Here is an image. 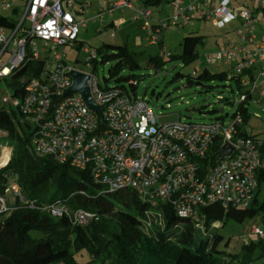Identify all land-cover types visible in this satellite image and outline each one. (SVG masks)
Returning a JSON list of instances; mask_svg holds the SVG:
<instances>
[{"label": "built area", "instance_id": "obj_1", "mask_svg": "<svg viewBox=\"0 0 264 264\" xmlns=\"http://www.w3.org/2000/svg\"><path fill=\"white\" fill-rule=\"evenodd\" d=\"M107 1V9L97 15L101 24L114 31L124 18L110 16L116 10L132 9L133 19H140L145 31L139 42L142 49L157 44L165 29L192 26L198 19L211 20L222 28L239 17L241 23L235 31L239 42L224 40L207 58L231 63L237 73L260 64L252 90L260 77L264 78V16L261 22L247 0H173V15L154 22L152 11L140 7L139 0ZM254 1L264 15L263 0ZM3 5L12 6L8 0ZM90 7V1L81 0H23L24 14L11 34L6 36V28L0 26V79L10 76L30 54L33 59L45 60L40 76L26 84L23 98H2L4 103L19 107L36 126L34 150L69 161L76 168L89 169L95 180L112 190L130 187L153 203L169 202L180 215L196 223L201 222L202 208L248 206L258 191L259 174L264 173V151L262 140L238 134L237 126L246 115L237 113L230 122H161L147 99H133L119 87H103L95 73L66 62V53L59 47L75 45L81 28L88 25V18L81 15L88 13ZM26 21L28 25H24ZM38 41L47 46L52 60L41 57ZM7 53L9 57L4 60ZM84 53L87 67L99 62L95 50L85 48ZM73 70L89 75L91 94L103 108V122L80 92L65 93L74 83ZM242 83L249 84L248 77H243ZM263 98L264 91L258 101ZM217 141L222 146L231 143L233 150L220 156L207 170L200 159L211 154ZM7 191L23 198L18 183H12ZM0 200L1 210L8 209L4 198ZM46 209L53 215L67 214L82 225L95 218L93 212L83 208L70 210L62 201L51 203ZM251 232L256 237L264 236V230L257 226Z\"/></svg>", "mask_w": 264, "mask_h": 264}, {"label": "trees", "instance_id": "obj_2", "mask_svg": "<svg viewBox=\"0 0 264 264\" xmlns=\"http://www.w3.org/2000/svg\"><path fill=\"white\" fill-rule=\"evenodd\" d=\"M172 1L139 0V6L150 9ZM248 1L255 2L256 8ZM247 5L258 16L259 11L262 14L256 1L247 0ZM159 18L163 17H156ZM18 23V20L0 14V26L13 30ZM158 43H163L161 34ZM204 43V36L192 31L183 37L180 53L167 52V55L181 59L185 65L191 64L200 56L198 46ZM110 49L114 52L110 53ZM98 55L104 61L108 58L117 60L110 69L112 76L124 67L139 68L143 60L149 64H158L161 60L159 55H147L126 44H103ZM44 64V59H33L30 54L10 76L2 78L12 89V96L23 98L26 84L40 76ZM260 70V64L241 73L232 67L220 72L205 67L194 72L198 73L196 78L180 72L175 78L187 76L188 84L195 79L199 84L214 80L234 81L240 90V106L233 115L235 117L237 113H247L245 105L254 97L251 86ZM136 76L132 72L116 76V80L129 81L135 90ZM243 77H248L249 84L242 83ZM106 87H119L128 92L123 84ZM219 99L235 102V96L230 95H219ZM220 118L225 121L224 115ZM242 124L237 126L238 134L256 138L243 130ZM35 131L36 126L19 107L0 104V139L7 137L15 152V161L0 169V198H4L9 206L0 210V264H264V236L251 237L238 249L227 250L222 244L228 245L230 239L226 240L219 231L217 217L210 209L202 208L201 222L196 223L192 218L180 215L169 202L153 203L130 187L112 190L95 180L89 169L76 168L69 161L37 153L32 142ZM221 147L222 143L217 141L211 154L200 159L207 170L220 159ZM262 181L264 173L259 174V187ZM12 183H18L23 198L12 192L15 199H7L10 192L7 189ZM258 191L248 206L222 207L225 222L228 219L244 222L260 214L264 230V198H258ZM57 201L65 202L70 210H89L95 218L82 225L67 214L53 215L46 208ZM32 230L40 231L41 235H33ZM81 250L89 255L87 261L77 260L76 254Z\"/></svg>", "mask_w": 264, "mask_h": 264}, {"label": "rangeland", "instance_id": "obj_3", "mask_svg": "<svg viewBox=\"0 0 264 264\" xmlns=\"http://www.w3.org/2000/svg\"><path fill=\"white\" fill-rule=\"evenodd\" d=\"M4 0H0V14L9 16L18 20L22 19L25 9L23 8V0H8L11 7L3 5ZM90 1L91 7L89 12L81 15L88 18V25L81 28L78 40L75 45L67 44L59 47V50H64L66 53L65 61L76 65V67L95 73L100 84L105 87L123 84L127 87L129 95L133 99H147L152 106L155 114L161 122H172L178 120H193L199 122H212L221 120L220 116L224 115L225 122H230L233 119L235 112L239 110L240 90L234 81L229 80H214L206 81L202 84L197 83V80L188 84L187 76H197V70L207 67L212 72L227 71L233 66L231 63L218 62L215 58L209 61L207 54L215 53L216 50L225 41L239 42L235 31L240 25L241 19L238 17L234 22L225 27H218L211 20L198 19L194 26H185L182 28L173 27L164 30L161 33L163 43H157L149 46L146 49H141L139 46V38L145 34L142 28L140 19H133L134 11L125 8L123 14L120 15V10L114 12L111 18L123 17L125 23H119V27L113 31L112 28L101 24L97 17L101 9H107V0H81ZM187 0L186 2H190ZM220 0H215L219 2ZM264 2V0H263ZM250 3H252L250 1ZM15 9H18L15 11ZM152 14L151 21L154 22L156 16L166 17L173 15L171 3H166L158 6L150 7ZM105 17H109L105 14ZM130 20V21H129ZM24 25H28V21ZM195 31L204 36V44L198 46L200 56L191 64L185 65L181 59L170 58L167 52L174 54L182 51L181 41L189 32ZM115 33L111 35V33ZM6 36L11 34L10 29H5ZM103 44L110 45H127L129 48L138 52L144 51L147 55H159L161 60L158 64H149L147 60H143L141 66L137 69L124 67L121 71L112 76L110 69L117 63L114 58H108L105 61L101 55H98V49ZM13 43L10 44V47ZM37 49L41 52V57H52L47 53V46L43 41H38ZM89 48L96 51L99 62H93L92 67L86 66L87 54L84 49ZM166 48V51H163ZM53 50H51V53ZM114 51L110 49V53ZM50 53V54H51ZM9 53L5 54L4 60H7ZM135 73L138 80L136 89L134 90L127 80H116V76H125L130 73ZM183 73L187 76L175 78L176 73ZM234 87V91H231ZM254 97L249 103H246L248 108L246 118L243 121L242 127L247 133L255 136L264 142V98L262 102L258 100L264 91V78L260 77L254 87ZM12 95V89L0 79V104L3 96ZM219 95L224 97L231 96L235 99L233 103L227 100H220ZM217 109H224V112ZM0 162L5 154L12 150L11 141L7 138L0 139ZM4 168V167H3ZM259 199L264 198V181L260 184L257 194ZM7 199L13 200L15 196L12 192L8 193ZM8 205V204H7ZM3 206L0 200V210ZM212 215L217 217L219 231L225 236V239H230L228 245L222 244L227 250L238 249L242 243L256 237L252 232L254 226L263 229L262 216L257 214L253 218L247 219L244 222H238L234 219H228L225 222V210L220 205H214L210 208ZM33 235L40 236L41 232L32 230ZM76 258L79 261H87L90 257L84 250L77 252Z\"/></svg>", "mask_w": 264, "mask_h": 264}, {"label": "water", "instance_id": "obj_4", "mask_svg": "<svg viewBox=\"0 0 264 264\" xmlns=\"http://www.w3.org/2000/svg\"><path fill=\"white\" fill-rule=\"evenodd\" d=\"M72 76L74 77V83L65 91V93L70 92V91H77L80 92L81 95L83 96L84 100L88 104V106L97 111L100 115L101 121L103 122V115H102V106L97 104L94 100L93 95L91 94V89H90V77L88 74L73 70L71 71ZM219 111L223 112L224 109H219ZM233 150V145L229 142L224 144L220 151L219 155L220 156H227L231 153Z\"/></svg>", "mask_w": 264, "mask_h": 264}, {"label": "bare ground", "instance_id": "obj_5", "mask_svg": "<svg viewBox=\"0 0 264 264\" xmlns=\"http://www.w3.org/2000/svg\"><path fill=\"white\" fill-rule=\"evenodd\" d=\"M14 161H15V152L14 149H12L5 154L3 160L0 162V169L12 164Z\"/></svg>", "mask_w": 264, "mask_h": 264}, {"label": "crops", "instance_id": "obj_6", "mask_svg": "<svg viewBox=\"0 0 264 264\" xmlns=\"http://www.w3.org/2000/svg\"><path fill=\"white\" fill-rule=\"evenodd\" d=\"M185 1H187V0H185ZM252 3H250V1H248V3H249V5L251 6V7H254V8H256V3L255 2H253V1H251ZM121 14H123V11L122 10H120V15ZM152 14H153V12H152ZM156 17H158V16H156ZM259 17H261V22H262V14L260 13V11H259ZM130 21V20H129ZM124 23H125V20H124ZM139 42H140V38H139Z\"/></svg>", "mask_w": 264, "mask_h": 264}]
</instances>
